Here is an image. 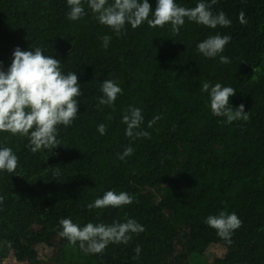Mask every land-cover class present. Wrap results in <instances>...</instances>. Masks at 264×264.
I'll list each match as a JSON object with an SVG mask.
<instances>
[{"label":"trees","instance_id":"trees-1","mask_svg":"<svg viewBox=\"0 0 264 264\" xmlns=\"http://www.w3.org/2000/svg\"><path fill=\"white\" fill-rule=\"evenodd\" d=\"M148 2L154 12L157 0ZM175 2L193 8L199 0ZM83 7L86 14L72 21L67 0H0V67H10L16 47H39L65 74L77 73L83 93L77 118L58 127L60 146L52 150L33 152L27 136L0 132V147L19 157L15 172L0 171V264H264V0H218L212 11L225 12L229 27L185 18L179 33L144 22L117 35L87 0ZM217 33L231 40L206 58L197 45ZM107 79L123 90L111 107L98 104ZM205 82L233 87L230 106L243 104L249 119L229 124L214 116ZM129 107L142 109L139 130L150 138L126 136ZM128 146L134 152L121 160ZM109 190L129 193L133 203L87 207ZM221 211L242 221L230 243L205 223ZM62 218L81 227L134 219L145 231L86 253L58 235Z\"/></svg>","mask_w":264,"mask_h":264},{"label":"clouds","instance_id":"clouds-1","mask_svg":"<svg viewBox=\"0 0 264 264\" xmlns=\"http://www.w3.org/2000/svg\"><path fill=\"white\" fill-rule=\"evenodd\" d=\"M218 0H199L193 8L179 6L175 0H157L155 11H152L148 0H114L109 4L108 0H87L88 8L96 14L100 24L111 28L120 35L126 24L136 28L147 22L150 26H164L171 24L172 31L179 33L184 25L185 18L189 21L206 26L211 29L229 27L231 20L223 11L214 13L212 8ZM70 8L68 19L76 21L83 17L85 8L83 0H67ZM152 19H149V16ZM245 12H239L240 23L246 24ZM103 46H109L111 37L103 36ZM229 35H211L198 43L197 49L206 58H215L224 51L230 42ZM10 67L4 71L0 67V132H8L13 135L20 134L28 137L31 151L41 149H54L60 146L57 139L58 127H68L79 114L77 97L83 93L76 72L65 74L61 68V61L53 56L45 55L41 48L21 50L16 47L12 53ZM222 64L230 63L226 56H220ZM102 96L98 100L99 105L113 106L118 95L122 94V88L116 81L107 79L101 83ZM202 91L209 94L212 114L217 117H226V122L231 124L237 120L249 119L245 106L240 104L233 108L230 106V98L236 90L230 86H222L216 83L212 86L209 82L202 85ZM160 117H154L149 121L151 127ZM144 122L142 109L129 107L123 115L122 123L126 127V136L132 139L150 138L147 131L139 130ZM98 131L106 134L107 126L100 124ZM134 149L126 147L121 160L132 155ZM19 166V157L12 148L0 147V171L13 173ZM59 168H55V174H59ZM134 197L127 192L106 191L101 198L89 203L91 209H103L107 207H121L133 203ZM3 197H0V203ZM205 223L218 232V235L230 243V237L234 230L242 225V221L235 212L228 214L221 211L219 215H210ZM62 231L58 232L61 238H66L70 244H77L86 253H100L110 243L127 244L132 236L145 231L134 219L126 222L113 221L111 224L88 222L81 227L71 218H62L59 221ZM139 256L142 248L137 245L134 249Z\"/></svg>","mask_w":264,"mask_h":264},{"label":"rangeland","instance_id":"rangeland-1","mask_svg":"<svg viewBox=\"0 0 264 264\" xmlns=\"http://www.w3.org/2000/svg\"><path fill=\"white\" fill-rule=\"evenodd\" d=\"M7 264H22V263H18L14 261L13 259H11L10 261L7 262Z\"/></svg>","mask_w":264,"mask_h":264}]
</instances>
